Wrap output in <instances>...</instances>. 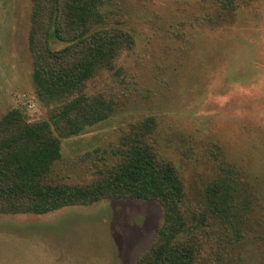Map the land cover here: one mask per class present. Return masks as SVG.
I'll return each mask as SVG.
<instances>
[{"label": "rangeland", "instance_id": "obj_1", "mask_svg": "<svg viewBox=\"0 0 264 264\" xmlns=\"http://www.w3.org/2000/svg\"><path fill=\"white\" fill-rule=\"evenodd\" d=\"M111 0L91 33L128 34L113 67L99 68L70 100L103 97L107 120L61 139L52 184L84 186L123 160L138 134L175 168L197 264H264V0ZM32 0H0V121L22 111L50 122L30 49ZM70 43L50 40L53 51ZM152 118L150 134L143 124ZM239 186L233 224L206 212L207 189ZM158 201L107 198L46 214H0V264H135L162 223Z\"/></svg>", "mask_w": 264, "mask_h": 264}, {"label": "trees", "instance_id": "obj_2", "mask_svg": "<svg viewBox=\"0 0 264 264\" xmlns=\"http://www.w3.org/2000/svg\"><path fill=\"white\" fill-rule=\"evenodd\" d=\"M111 0H32L30 49L35 61L34 82L42 99L58 104L50 122L28 124L19 109L0 121V214L46 215L66 207L90 206L107 198L131 197L158 201L162 223L147 252L135 264H197L196 248L185 237L197 224L184 210L183 186L155 147L136 134L123 152V161L84 186L52 184L53 166L62 158L61 139L77 136L86 127L107 120L112 106L103 97L70 100L82 93L99 68L113 67L116 54L131 45L128 34L91 33L104 23L102 8ZM223 11H235L234 0H218ZM70 43L53 51L50 40ZM155 120L143 130L151 133ZM206 212L225 223L238 221L240 189L229 177L207 189Z\"/></svg>", "mask_w": 264, "mask_h": 264}]
</instances>
